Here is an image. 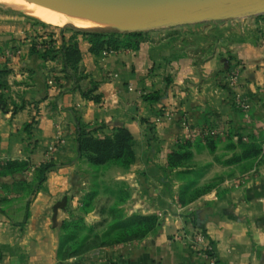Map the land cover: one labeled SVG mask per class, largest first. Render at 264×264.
Here are the masks:
<instances>
[{
  "label": "crops",
  "instance_id": "crops-1",
  "mask_svg": "<svg viewBox=\"0 0 264 264\" xmlns=\"http://www.w3.org/2000/svg\"><path fill=\"white\" fill-rule=\"evenodd\" d=\"M31 24L0 11V70H6V88L0 89V95L24 104L14 114L0 105V157L25 159L32 151L30 163L40 164L60 126L64 141L52 155L53 163L59 164L75 153L77 123L123 127L133 139L132 170L139 177L136 205L162 216L156 231L145 238L61 255L59 226L67 201L62 192L75 174L72 163L53 167L32 197L15 194L11 204L0 210V264H206L190 247L195 230L211 242L216 264H264V173L219 195H203L180 205L177 181L170 173L174 169L166 162L186 139L184 120L193 125H239L231 92L221 73L215 76L224 62L214 55L204 60L203 54L202 61L195 63L169 37L149 38L134 50L95 54L77 35L79 60L74 69L64 68L60 55L41 57L45 49L39 44L50 38ZM257 26L264 29V21ZM257 26L243 28L245 33L233 34L231 41L240 62L238 90L256 111L264 112V46L257 42ZM65 33L67 41L71 32ZM53 36L56 49L61 34ZM91 87L97 101L82 95ZM155 93L156 101L144 99L145 94ZM160 107L165 116L154 121ZM25 122H32L30 138L20 131ZM23 173L2 180L24 179Z\"/></svg>",
  "mask_w": 264,
  "mask_h": 264
},
{
  "label": "rangeland",
  "instance_id": "rangeland-1",
  "mask_svg": "<svg viewBox=\"0 0 264 264\" xmlns=\"http://www.w3.org/2000/svg\"><path fill=\"white\" fill-rule=\"evenodd\" d=\"M0 11L21 17L28 23H32V27L39 26L42 34L50 38L39 44L45 50L55 42L53 35H58L57 38H59L61 31L66 32L65 34L71 32L69 36H72L73 32L81 30L77 35L84 38L85 34L82 30H91L71 25L65 27L50 25L23 12L3 6H0ZM262 21H264V13H250L176 25L150 26L146 21H140L129 26H116L122 25L121 22L113 26L104 23V26L99 28L105 27L106 30L118 28L120 32H141L143 39L140 43L149 38L159 40L169 37L175 48L195 63L202 61L203 54L204 60L214 55L224 62L215 76L221 73L222 82L228 86L233 99L234 90L229 86L227 76L231 69L240 71V62H237L239 60L233 54L231 36L245 33L243 28L256 29L257 24ZM256 38L258 44L264 46L262 27L257 26ZM50 80L53 79L50 78ZM235 91H239L238 88ZM241 96L247 97L242 93ZM7 100L0 95V105L10 110L12 114L24 107L23 103ZM250 105L247 112L236 108L239 111V125L236 127L227 123L221 126L192 124L194 127L202 126L205 130L209 126L226 127L221 136L210 137L202 132L189 140L187 138L181 140L176 152L173 151L167 155V165L174 169L170 173L177 181L176 196L180 205H187L203 195H219L226 190L244 185V182L251 177L264 173V112L256 111L251 100ZM163 110L161 107L157 110L154 121H160L161 117L165 116ZM82 128L86 136L82 134L83 140L79 144L77 129L75 130V153L71 159L59 164L54 163L53 166L58 168L72 163L74 166L71 171L75 174L72 181L67 179L66 189L62 192L67 201L64 205L65 217L59 226L58 239L61 255L75 251L83 253L91 249L114 246L120 242L142 239L156 231L160 224L159 215L145 213L136 205L139 195L136 181L139 177L138 173L132 170L134 158L130 153L113 155L87 149L85 145V139L113 138L119 128H107L103 124L95 126L85 124ZM31 129L32 122H25L20 131H24L27 138H30ZM57 133H61L64 141L60 126H56L54 139L47 148L56 142ZM28 144L30 147L33 141ZM59 145L54 152L58 150ZM34 147L33 145L32 149ZM31 152L29 151L28 154L30 155ZM54 152L49 154L46 149L45 160L38 165L30 163L29 155L19 160L0 157L1 211L11 204L13 200L11 196L15 197V194L22 193V197H32L35 194L37 191L34 187L36 186L35 169L53 160ZM53 169L55 168L48 172ZM20 172H24L21 174L24 179L19 178L10 183L2 180L3 177H14L15 173Z\"/></svg>",
  "mask_w": 264,
  "mask_h": 264
},
{
  "label": "water",
  "instance_id": "water-1",
  "mask_svg": "<svg viewBox=\"0 0 264 264\" xmlns=\"http://www.w3.org/2000/svg\"><path fill=\"white\" fill-rule=\"evenodd\" d=\"M90 17L138 19L150 26L264 13V0H37ZM105 28V27H104Z\"/></svg>",
  "mask_w": 264,
  "mask_h": 264
},
{
  "label": "trees",
  "instance_id": "trees-1",
  "mask_svg": "<svg viewBox=\"0 0 264 264\" xmlns=\"http://www.w3.org/2000/svg\"><path fill=\"white\" fill-rule=\"evenodd\" d=\"M61 31V30H60ZM81 30H76L73 32L74 34L69 37L67 41H64L63 31H61V39L62 43L58 48H54L52 44L44 51L41 52L40 55L44 59H54L57 55H60L62 58V63L64 68L66 66H70L71 68H75L76 64L79 60V49L77 47V42L75 40L76 35L80 33ZM85 34L84 38L89 43V50L92 53L99 54L103 51H116L119 49H137L140 41L143 39L141 32H120L118 28H112L110 30H106L104 28H97L91 30H82ZM75 35V36H74ZM6 70H0V89L6 88V82L3 79ZM94 88V85L92 86ZM91 87L90 90L83 91L82 95L85 97H90L94 101L98 100V96L91 95V91L93 90ZM159 98L158 94H145L144 99L149 102L156 101ZM81 123H77V141L82 143V134L86 136L84 133ZM118 132L113 138H106L102 140L98 139H85V145L87 149H91L93 151H101L108 152V154L113 155H121L125 152L130 153L132 158H134L133 153V139L129 131L123 127H119L116 131ZM88 135V134H87ZM178 148V146H177ZM176 152V151H175ZM174 152V153H175ZM54 163L52 160L49 162L43 163L35 169L36 176V190L41 187V184L46 179V173L52 169ZM168 166L172 168L169 164ZM60 250V246H59ZM82 253V252H81ZM79 254L78 251L71 252L66 254V256H72Z\"/></svg>",
  "mask_w": 264,
  "mask_h": 264
},
{
  "label": "bare ground",
  "instance_id": "bare-ground-1",
  "mask_svg": "<svg viewBox=\"0 0 264 264\" xmlns=\"http://www.w3.org/2000/svg\"><path fill=\"white\" fill-rule=\"evenodd\" d=\"M0 6L23 12L44 23L59 27L71 25L82 29H96L104 26V23L113 26L117 22H121L122 25L116 26H129L141 21L138 19L115 20L112 17H90L45 5L37 0H0Z\"/></svg>",
  "mask_w": 264,
  "mask_h": 264
},
{
  "label": "built area",
  "instance_id": "built-area-1",
  "mask_svg": "<svg viewBox=\"0 0 264 264\" xmlns=\"http://www.w3.org/2000/svg\"><path fill=\"white\" fill-rule=\"evenodd\" d=\"M238 75L239 70L237 69H231L228 74V83L229 86L232 87L233 91V100L234 105L236 108H239L243 112H247L250 109V100L248 97L241 96V93L239 91H235V89L238 88ZM159 120V119H157ZM183 129H184V137L188 140L191 139L193 136L200 134L202 132H205L207 136L210 137H217L223 135V129L226 126L219 127V126H209L208 129H203L202 126L200 127H194L188 120H184L182 123ZM63 143V140L61 138V133H57L56 135V142L49 146L48 151L49 154L54 152L56 150V147ZM160 217L162 216V213H158ZM178 238H180V235H178ZM190 247L191 250L203 257L206 260V264H216V257L214 253L213 246L211 242L208 240L206 235L200 231L195 230L194 233L191 236L190 240ZM155 264V263H154Z\"/></svg>",
  "mask_w": 264,
  "mask_h": 264
}]
</instances>
